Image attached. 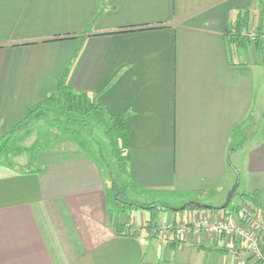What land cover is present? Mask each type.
I'll return each mask as SVG.
<instances>
[{
    "label": "crops",
    "instance_id": "0c3cea01",
    "mask_svg": "<svg viewBox=\"0 0 264 264\" xmlns=\"http://www.w3.org/2000/svg\"><path fill=\"white\" fill-rule=\"evenodd\" d=\"M244 12L261 32L264 0H0V135L65 76L126 122L132 215L153 225V206L219 208L237 176L264 208V66L229 31ZM52 151L35 169L0 164V264H237L223 237L188 248L149 229L118 234L97 161ZM188 206L172 223L223 216Z\"/></svg>",
    "mask_w": 264,
    "mask_h": 264
},
{
    "label": "rangeland",
    "instance_id": "374dc122",
    "mask_svg": "<svg viewBox=\"0 0 264 264\" xmlns=\"http://www.w3.org/2000/svg\"><path fill=\"white\" fill-rule=\"evenodd\" d=\"M263 29L264 26L262 27V30ZM254 32H257L255 28L253 26L250 28L249 26V30L246 32V34L247 33L251 34ZM251 42L254 43L255 41H251ZM263 91H264V73H263ZM22 132L23 133L20 135V139H18L16 142V147L19 146L21 149H24V151L19 155L10 157L8 160L1 161L0 164L2 167L5 168L7 166H14L16 164L18 166L24 165L26 163V160L29 159L30 162L34 160V169H35L37 165L36 160H38L39 158H44L47 155H50L51 153H53L52 151L53 149L69 150V151H75L77 153L83 152L88 157H91L94 161H97L96 164L99 165L101 169L102 175L104 177V180L108 188L106 190L107 197L109 199L108 208L114 217L117 216L116 218L119 221L117 222L120 224L122 223L126 224V226L131 230V234L149 228L147 224L150 225V221L144 220L143 218V214L146 215L148 214L147 212L141 211L139 212V214L134 216L132 215V213H136V211L134 210L133 212L129 211L130 213L125 211L127 214H123V213H119L120 210L117 209V208H122L121 206H124L123 203H130L129 198L131 196L128 192L125 191L126 188L124 189V185L121 182L122 179H120L119 177L120 172L118 171V166L116 165V162L112 157L111 147L108 143L107 137L103 135V132H105L104 124H97L96 122H87L85 124H81L79 123V121L77 122L69 121L65 117L48 112L43 118L33 122L31 125L23 129ZM254 135L258 137V139L263 140L264 143V126L262 125L260 126L259 121L256 123V130ZM236 162L237 160L233 159L232 165L236 169H238L239 172L243 174L242 168L241 167L237 168ZM231 170L233 172L234 169ZM116 179L118 180L117 182H119V184H117V187L115 186L114 189H112L111 187L115 185ZM235 184L236 181L231 186L230 190L234 187ZM244 191H245L244 184L243 183L240 185L238 184L236 195L233 196L231 203L227 208L228 213L232 212V208L235 205L240 206V208L247 206L246 204L240 202L241 200L240 194H242ZM228 193L225 195L221 206L225 203ZM145 197L146 196H144L143 198ZM181 207L182 206H177V208L175 207H170V208L179 209ZM188 209L184 211H178L175 213L168 211L166 209H161L156 211V213L161 215H158V217L155 216V220L153 224L154 227L149 229L150 236L153 239H156L160 242H169V243L174 242L176 244L186 245L188 246V248H190L192 244L195 246V245H200V243L206 244L212 242V240L214 239L213 237H208V236L205 237L202 236V234L196 235L193 232H190V234L187 235L186 238L179 240L175 237L174 234L171 235V234L160 233V229L164 226H171L175 229L181 225L184 226L192 225L194 222L197 221V219H199L203 215L211 218L207 213H205L207 211L201 210L205 214H197L196 217L191 221V223H184V224L179 222L172 223L173 218H181L184 216L185 212H191ZM220 217L222 218L223 216L221 215ZM231 217L233 220H236L234 216ZM171 251L173 256H175L176 258L179 257V253L177 252V250H171ZM161 252L163 253V250H160V252L157 253L159 254L160 257H161ZM204 252L210 258L212 252L209 250H204Z\"/></svg>",
    "mask_w": 264,
    "mask_h": 264
},
{
    "label": "trees",
    "instance_id": "16d2710c",
    "mask_svg": "<svg viewBox=\"0 0 264 264\" xmlns=\"http://www.w3.org/2000/svg\"><path fill=\"white\" fill-rule=\"evenodd\" d=\"M248 19V13L244 12L242 18L238 19L236 26L230 28L229 31L232 33V41L241 45L253 44L256 47V50L261 54L262 64L264 66V44L258 39L252 43L246 35L241 34L243 29L246 30V32L249 30V28H247ZM64 81L65 76L60 80L53 94L49 95L41 104L28 110L24 118L16 123L7 133L0 135V162L19 155L24 151V149H21L19 146L16 147V142L20 139L23 129L31 125L33 122L43 118L46 113L49 112L65 117L69 121H79L81 124L87 122L104 124V135L107 137L108 143L111 147L112 157L118 166V171L123 172L125 163L128 160L126 147L128 130L126 122L122 117L108 118V115L105 113L102 106L91 101L86 95L72 91L67 87ZM115 186L116 185H114V187ZM240 197L242 203L251 208L264 210L258 201L256 193H242L240 194ZM123 205L124 206H121L122 208L119 209V213L139 208V206L130 203H123ZM188 207L193 206L190 205ZM152 210L158 211L157 206H153ZM221 212L225 218L234 216L236 220L244 221V215L238 205L232 208V212L228 213L227 209ZM152 218L151 222L154 223V214H152ZM125 227L126 224L119 223L116 224L115 230L120 234ZM148 227V229H151L153 226L148 224Z\"/></svg>",
    "mask_w": 264,
    "mask_h": 264
},
{
    "label": "built area",
    "instance_id": "2783aa9c",
    "mask_svg": "<svg viewBox=\"0 0 264 264\" xmlns=\"http://www.w3.org/2000/svg\"><path fill=\"white\" fill-rule=\"evenodd\" d=\"M251 41L260 40L264 44V29L257 33L245 34ZM244 221L232 217L209 218L202 216L192 225L177 228L164 226L160 233L174 234L179 239L190 232L205 237H223L226 247H230L237 264H264V210L246 206L241 208Z\"/></svg>",
    "mask_w": 264,
    "mask_h": 264
},
{
    "label": "water",
    "instance_id": "95a60500",
    "mask_svg": "<svg viewBox=\"0 0 264 264\" xmlns=\"http://www.w3.org/2000/svg\"><path fill=\"white\" fill-rule=\"evenodd\" d=\"M238 184H239V177L237 176L236 184L234 185V187L228 193V196H227V199H226L225 203L222 206H220L219 208H212L210 206L200 205L198 203L191 202L189 204H186V205L182 206L179 210H183L185 208V206H187V205H191V206H194V207H196L198 209H203V210H207V211L208 210H216V211L226 210L229 207V205L231 203V200H232V198H233V196H234V194H235V192H236V190L238 188ZM170 210H173L175 212L178 211L177 209H170Z\"/></svg>",
    "mask_w": 264,
    "mask_h": 264
}]
</instances>
